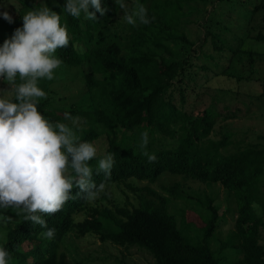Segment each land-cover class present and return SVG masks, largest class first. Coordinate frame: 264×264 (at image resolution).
Masks as SVG:
<instances>
[{"label":"trees","instance_id":"obj_1","mask_svg":"<svg viewBox=\"0 0 264 264\" xmlns=\"http://www.w3.org/2000/svg\"><path fill=\"white\" fill-rule=\"evenodd\" d=\"M18 2L0 0V45L22 27L27 11L48 6L61 15L69 35L68 47L54 55L62 66L81 70L82 88L76 94L59 90V86L66 89L68 82L56 72L51 81L38 79V86L47 93L39 98L38 111L52 122L73 127L82 140L99 143L89 166L92 180L105 185L100 195L105 197L113 185L124 195L125 191L136 193L138 204L125 197V205L114 200L112 206L91 207L74 186L59 212L40 213L48 227L55 229L51 240L41 237L46 229L25 220L22 210L0 209V247L9 252L8 264H80L65 247L69 232L77 238L94 234L125 250L143 249L151 264H264V135L256 134L254 140L253 125L241 129L228 121L264 105V81L257 83L258 93L239 91L261 56L253 45L264 43V26L254 33L251 22L264 8V0L252 8L239 0H101L107 12L104 16L97 12L96 20L85 19L83 13L72 17L64 11L66 0ZM139 4L147 8L151 22L127 24L125 12ZM208 4L212 8L206 13ZM3 12H8L12 23L3 18ZM234 12L238 21L243 17L247 24L239 32L231 27L229 16ZM190 23L198 28L192 31ZM199 29L200 41L192 38ZM192 58L203 61L194 65ZM246 58L248 66L243 62ZM206 70L214 72L207 80ZM195 76L206 82L227 77L234 87L215 88L212 101L196 107L192 93L201 97L202 92H195ZM9 87L0 79V89ZM65 113L76 123L65 120ZM219 120L223 122L217 128ZM145 131L147 151L157 156L154 163L141 154ZM105 151L115 159L110 177L96 172ZM164 173L171 174L166 185L158 182ZM181 178L205 187L219 183L226 196L233 198L234 229L224 239L217 231L226 222L227 209L219 213L214 199L206 198V188L191 191ZM177 207L184 216L180 226L169 211ZM90 210L91 217L75 220V214ZM189 229L193 236L186 233ZM228 250L240 257L227 259Z\"/></svg>","mask_w":264,"mask_h":264},{"label":"clouds","instance_id":"obj_2","mask_svg":"<svg viewBox=\"0 0 264 264\" xmlns=\"http://www.w3.org/2000/svg\"><path fill=\"white\" fill-rule=\"evenodd\" d=\"M120 8L125 5L121 3ZM64 11L75 18L83 13L85 19L96 20V13L104 16L107 9L101 6V0H66ZM2 15L13 22L8 12ZM124 19L132 26L151 22L143 4L125 12ZM22 20V27L0 45V79L10 86L0 89V209L22 210L25 220L46 229L41 237L51 240L55 229L48 227L40 213L59 212L71 198L74 186L92 202L100 197L105 185L92 180L89 162L97 156L96 145L82 140L68 124L45 118L37 108L39 98L47 96L38 86V79L55 78L54 70L62 60L54 53L69 45L67 26L61 24V15L48 6L27 11ZM64 118L76 123L69 113ZM148 141V133L142 132L141 154L154 163L157 156L147 151ZM114 163L113 154L105 151L96 172L110 177ZM253 207L259 209L258 204ZM8 256V250L0 247V264H8Z\"/></svg>","mask_w":264,"mask_h":264},{"label":"rangeland","instance_id":"obj_3","mask_svg":"<svg viewBox=\"0 0 264 264\" xmlns=\"http://www.w3.org/2000/svg\"><path fill=\"white\" fill-rule=\"evenodd\" d=\"M9 1H15L16 4H20L18 0H9ZM242 2H246L244 4L246 7L252 8L253 4H257L260 0H251V3L248 0H239ZM212 8L211 4H208L206 7V13L209 12V10ZM264 8H261L257 14L254 16V19L251 22V25L254 26V33H256L260 27L264 26ZM229 18L232 20L231 27H233L236 31H241L242 28H246L247 24L245 19L242 17L237 19V15L235 12L229 16ZM238 22H240L238 24ZM238 24V25H237ZM189 27L192 31H195L198 26L194 23H190ZM232 28V29H233ZM233 29V30H234ZM198 35V39H197ZM197 35L195 33L192 34V38L195 37L196 40H201L203 38L202 30L199 29L197 31ZM253 49H255L257 52L261 54L260 57H257L255 60V63L251 67L250 70H248L250 79H245L243 83L239 85L240 89L239 91L246 92V93H255L260 91V87L257 85L258 82L264 81V43H256L253 45ZM209 51V49H207ZM203 60H199L198 58H192V63L194 65H199L202 63ZM222 62H225L224 60ZM244 64L248 66V59H244ZM227 63V62H226ZM193 71V68H191ZM58 73L62 76L63 80L66 83L67 88L65 89L64 86H59V90L64 93H67V91L76 94L79 89L82 88V84L80 82L79 77L81 76V70L78 68H71L67 66H60L56 70H54V74ZM214 75V72L211 70H206V80ZM198 76H202V73L198 72ZM196 80V86H195V92H202L201 97H196V94L192 93L193 96V103L196 107H201L202 105H206L207 103H210L212 101L213 94L216 92L215 88L217 87H232L234 85V82L227 77H217L213 78L211 82L203 81L202 79H199L197 76H195ZM242 82V81H240ZM61 83H59L60 85ZM192 84V82H191ZM234 87V86H233ZM88 95V94H86ZM89 97V96H88ZM88 97H86V100H88ZM192 101V97H189V102ZM219 106H222V103H219ZM187 107V106H186ZM189 108V107H187ZM252 110H249L245 117L239 118V119H230L228 121L235 123V128L241 127V129H246L249 124L253 125L252 128L255 127L254 131L256 132L253 134L251 138L254 139L256 134H263L264 135V105L261 107H258L256 109L255 106L252 107ZM254 108L256 110H254ZM221 120L218 121L216 124V127L218 128V124H220ZM227 122V121H224ZM213 136V135H212ZM216 137V136H213ZM255 140V139H254ZM97 142V141H96ZM173 142V141H172ZM98 149L99 143H94ZM175 144V142H173ZM99 152V149H98ZM97 152V153H98ZM227 152H229L227 150ZM226 153V152H225ZM171 176L168 173H164L158 182H162L163 184H167V179ZM164 177V178H163ZM188 188L191 191L199 192L201 188H206V198H213L215 206L219 209V213H222L223 211L227 212L225 213L226 216V222L222 223V225L219 227L217 231V236H219L221 239H224L227 235V233L234 229V220L236 215H232L235 213V204L233 203V198L227 197L225 189L222 185L219 183L212 184L211 186H204L202 182H198L192 179H183ZM152 186V185H151ZM155 187H158V183H156ZM140 192V191H139ZM138 192V193H139ZM161 192V191H160ZM163 193V192H162ZM141 194L143 196L147 195L146 192L141 191ZM125 197H127L128 201L133 204H138V198L136 193H132L129 191H125V195L120 192V190L113 185H109L108 188L105 191V197L100 195L98 199L95 201L89 202L91 207L99 208L102 206H112L115 202H117L119 205L123 204L125 205ZM130 206V205H129ZM180 210L177 208H171L169 211L175 216V220L177 222V225H181V219L184 217L182 213H180ZM92 211L89 212L81 211L77 214H75V220L81 221L84 218L91 217ZM197 217V222L202 223L201 217L199 215ZM186 233L190 236H193L195 232L192 231V229H189L186 231ZM264 234V229H263ZM65 247H67L69 253L71 256L76 258L80 264H151L152 258L145 252L143 249H139L137 247H132L129 250H125V248L115 245L109 240L101 241L98 236L94 234H86L84 236H81L79 238L75 237L72 232H69L65 238H64ZM229 254H227V259H233L238 258L240 255L236 254L234 250H228Z\"/></svg>","mask_w":264,"mask_h":264}]
</instances>
